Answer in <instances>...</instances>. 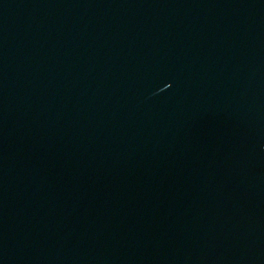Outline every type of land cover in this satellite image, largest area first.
<instances>
[{"label":"water","instance_id":"95a60500","mask_svg":"<svg viewBox=\"0 0 264 264\" xmlns=\"http://www.w3.org/2000/svg\"><path fill=\"white\" fill-rule=\"evenodd\" d=\"M0 264H264V0H0Z\"/></svg>","mask_w":264,"mask_h":264}]
</instances>
